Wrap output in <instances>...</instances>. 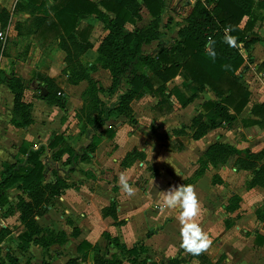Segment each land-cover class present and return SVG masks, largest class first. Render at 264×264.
<instances>
[{"label": "crops", "instance_id": "1", "mask_svg": "<svg viewBox=\"0 0 264 264\" xmlns=\"http://www.w3.org/2000/svg\"><path fill=\"white\" fill-rule=\"evenodd\" d=\"M43 2L44 5L34 6L27 0H0V19L3 11L8 14L4 29H1L0 22V33L6 36L5 43L0 42V45H3V51L0 52L2 81L0 84V180L7 168L15 166L18 170L25 167L29 152L43 147L46 151L43 159L47 170L46 180L52 182L54 177L51 173L55 171L58 178L66 179L68 189L51 203L47 212L38 218L37 222L49 234H64L66 241L63 245L51 246L50 252L33 243L29 244L24 253L20 252L18 238L25 229L18 222V214L6 213L8 210L6 205L0 207V231L7 230L9 235L0 244V261L5 262V255L10 254L17 258L19 264H42L46 262L43 260L45 253L52 254V251L57 250L56 255L47 263L66 264L71 259L79 258L77 248L84 242L92 246L98 245L102 253H107V258L110 256L120 258L117 251L109 246L107 241L109 236L117 239L119 244L127 249L143 244L142 250L147 255L148 261L152 263L167 264L169 260L180 256L185 264H199L197 260L190 258L191 253H186L181 247V226L176 218L179 210H169L161 206L164 192L170 187L193 185L201 207L196 222L212 241L209 248L201 253L214 264H264V219L257 216V224L263 227L261 233H247L255 229L254 224H245L244 219L238 218L236 213L240 205L243 206L245 197L239 193V190H234L231 184L241 175H249L244 183L246 189V183L251 179V173L237 171L234 167L236 158L245 157L243 152L246 150L254 154L264 150V130L250 124L251 121H259L251 115V107L258 104V101L264 97V85L259 80L264 77L263 43L253 45L249 51L241 49L245 64L241 69L240 77L250 87L251 96L243 114L236 116L229 127L222 125L201 140L191 139L187 127L197 114H204L202 105L215 98L209 90L198 93L196 86L190 82L185 72L181 71L167 87L168 89L177 88L186 99L198 97L185 109L174 108L170 113L165 112L164 109L160 112L156 109L158 100L145 90L131 104L134 120L132 127L127 124L129 123L127 119L112 113L110 120L101 129L90 131L78 116L83 106V93L88 88V83L82 81L78 85L69 84V73L66 71L65 63L66 54L58 46V31L46 26V22L41 23V20L45 18L44 12L49 13L48 21L55 22L53 10L59 2L57 0H43ZM165 10L166 8L161 21L163 37L168 34L167 25L163 22ZM107 15L110 19L113 18L111 14ZM148 17L146 25L152 20L149 14ZM187 17L183 18L181 26ZM245 22L246 20L242 25ZM139 23L128 24L127 26L132 27L129 31L146 26L137 27ZM262 25L264 26V22L257 23L254 33L264 40ZM79 28L90 30L88 42L92 48L80 57V62L86 67H92L96 63L99 45L108 32L105 25L94 16L80 20ZM99 29L102 30L101 38L96 40L94 33ZM176 34L177 32L172 39L176 38ZM163 37L157 42L144 46L145 55L155 56L158 47L165 46L162 42ZM260 50L262 52H259ZM8 76L17 77L24 86L22 102L30 106L32 120V124L27 128H16L13 125L14 96L4 82ZM252 76L257 83L251 80ZM90 77L97 87L103 90V93L98 94L101 103L111 107L116 98L107 96V91L112 84L108 71L97 65L96 71ZM46 80L52 81L57 86V95L66 97L65 111L40 99L42 97L39 88H46L48 91ZM142 99H148L151 104L149 106L145 103L144 108L148 111L143 110L139 113L137 104H143ZM261 103L264 101L259 102ZM146 121L150 123V128ZM183 127L186 128L185 134L177 136L175 133L180 132ZM109 132L112 137L109 136ZM55 136H60L64 140L50 152L48 146ZM78 137L85 139V144L74 145L73 141H76ZM166 140L173 142L171 147H167ZM91 143L94 146V152L88 161H78L73 167L64 164L68 158L66 150L71 149L75 154H79ZM215 143L230 145L239 151L238 156L230 158L223 166L209 167L201 177L195 180L200 169L199 161H205V152ZM135 151L143 153L145 160L136 161L129 168L122 167L125 156ZM56 152L63 155L60 161L53 162L52 154ZM48 164L53 167L51 170H48ZM135 165L141 167L150 165L158 172V175L151 177L140 190V195L137 194L135 186V178H137ZM71 168L73 172L69 173ZM178 170L182 171V176L177 180L174 172ZM121 173L128 177V182L134 181L133 196H128L121 190L118 184ZM214 176H218L222 184L213 185ZM49 177H51L50 180ZM201 185L205 187L202 188ZM220 187L225 189L223 197L216 194L219 192L216 188ZM204 191L210 192L204 194ZM260 191L264 189H246L245 195L246 197L254 196ZM18 196H21V193L17 185L7 191V199L12 205ZM233 196L240 198L239 209L234 214H227L225 207ZM111 204L116 207L117 222H123V225H115L112 218L103 217L102 211ZM261 216L264 217V214ZM14 222L18 223L21 230L16 235L11 227ZM220 230L227 235L236 233L242 237L247 236L249 242L242 237H235L236 240L228 237L218 239L214 231L220 232ZM260 238L262 241H259ZM69 244L73 247V252L69 250L71 257L64 250ZM225 244H229V247H225ZM78 264L87 263L79 260ZM88 264H93L92 254L89 256Z\"/></svg>", "mask_w": 264, "mask_h": 264}, {"label": "trees", "instance_id": "2", "mask_svg": "<svg viewBox=\"0 0 264 264\" xmlns=\"http://www.w3.org/2000/svg\"><path fill=\"white\" fill-rule=\"evenodd\" d=\"M27 1L34 6L44 5L43 0ZM57 1L59 5L53 10L55 22L48 21L49 13L44 12L45 18L41 23L46 22L48 24L46 26L58 31V46L66 54L69 84L78 85L82 81L88 83L78 116L90 131L101 129L110 120L112 113L133 124L131 104L145 90L158 100L156 109L160 112L164 109L167 113L172 112L174 108L185 109L198 97L186 99L177 88L167 87L181 71H184L190 82L196 86L198 93L209 90L215 98L202 105L204 114H197L187 127L193 141L201 140L222 125L229 127L235 117L241 116L249 105L251 92L240 77L245 64L241 49L249 51L257 43L264 45V40L254 33L257 23L264 22V0H197L183 26L178 29L176 38L166 46H159L155 56L145 55L143 47L163 37L161 21L165 0ZM142 9L147 11L152 20L143 28H135L130 32L126 26L142 21ZM107 14H111L113 18L110 19ZM92 16L105 25L108 34L99 45L95 65L86 67L81 64L80 57L92 48L88 42L90 30L80 29L79 21ZM7 20L8 14L3 11L0 19L1 29L6 27ZM244 20L246 22L242 25ZM228 37L234 38V46L226 42ZM97 65L109 73L112 84L107 96L116 98L111 107L101 103L98 94L103 93V90L98 88L90 77L96 71ZM46 81L48 91L46 96L40 99L65 111L66 97L57 95V86L50 80ZM4 82L14 96L13 125L22 129L29 127L32 124L30 106L22 102L24 86L21 80L15 76H8ZM250 113L259 119L256 122L251 121L250 124L264 130V103L253 105ZM185 129L183 127L175 134L184 135ZM109 136L112 137L111 132ZM63 140L62 137L55 136L48 150L54 151ZM66 152L68 158L64 164L73 167L78 161H88L94 152V146L92 143L89 144L79 154H75L71 149ZM243 153L245 157H237L234 167L237 171L251 173L246 189H264V150L256 154L248 150ZM45 154L43 147L32 149L25 167L16 170L15 166H10L2 173L0 180V207L8 205L6 213L18 214V222L25 229L18 238L19 250L22 253L27 250L30 243L48 251L51 246L63 245L66 241L64 234H49L37 222V219L47 212L51 203L68 189L66 179L58 178L55 171L51 173L54 180L52 182L46 180L47 170L43 162ZM238 154L239 151L228 144L211 145L204 154L205 161H199L200 169L195 180L209 167L223 166ZM62 155L60 152L53 153L52 161H60ZM144 160L145 155L135 151L127 154L121 165L129 168L136 161ZM72 172L71 168L69 173ZM152 177H156V174ZM212 184H222L221 179L214 176ZM16 185L21 196H18L12 205L7 199V191ZM239 203L240 198L233 196L225 207L226 213L234 214L239 209ZM102 215L112 218L115 225H123V222H117L114 204L105 208ZM259 218L264 219L262 216ZM8 235L7 230L0 231V244ZM107 241L120 258L116 256L107 258V253H102L98 245L92 246L84 242L77 248L79 258L71 259L66 264H78L79 260L85 262L91 254L93 264H156L149 262L148 259L141 260L138 246L127 249L120 245L117 239L109 236ZM259 241H262V238ZM190 258L197 260L199 264H214L203 253L190 254ZM0 264L19 262L14 256L6 254L5 262L0 261ZM167 264H185V261L178 256L169 260Z\"/></svg>", "mask_w": 264, "mask_h": 264}, {"label": "rangeland", "instance_id": "3", "mask_svg": "<svg viewBox=\"0 0 264 264\" xmlns=\"http://www.w3.org/2000/svg\"><path fill=\"white\" fill-rule=\"evenodd\" d=\"M196 1L197 0H165L166 10L164 12V17H163L164 21L163 22H164V24L167 25L166 30L168 32V34L165 35L162 39V42H164L163 44H165V46L168 45V43L172 40V36H175V33L177 32L178 28L182 25L183 18H185L186 16H188L191 13ZM256 1H258V0H256ZM173 16H174V18H173ZM148 20H149V17H148L147 12L142 9V22L137 24V27H141V26L146 25ZM127 29L132 30V27L127 26ZM262 29H264L263 25H262ZM101 31L102 30L99 29L96 33H94L96 40H99L101 38ZM2 51H3V45H0V52H2ZM145 52H147V51H145ZM259 52H262V51L260 50ZM251 80L255 81L254 83H257V80L255 79L254 76L251 77ZM259 80H260V83H262L264 85V77L259 78ZM244 83L246 84L245 81H244ZM142 100H144L143 104H141V103H139V105L137 104V110H139V113L143 112V110L148 111L144 108L145 103H147L149 106L151 104V102L148 101V99H142ZM263 101H264V97L262 99H260V101H258V104H259V102H263ZM127 124H129V126L132 127V123L129 122ZM146 124H148L147 126L150 128V123L148 121H146ZM73 144L76 146L83 145V144H85V139L78 137V139L76 141H73ZM172 144H173V142L166 140L167 147H171ZM147 166L145 165V166L141 167V166L137 165L135 167L137 170V174H136L137 178H135V180H136L135 186L137 187V194L138 195H140V193H141L140 190H142V188L146 185V183L149 181V179L154 174L158 175L157 170H155L150 165H147ZM47 168H48V170H51L53 167L48 164ZM210 174H211V172H210ZM174 176L178 180L182 176V171L178 170V171L174 172ZM248 177H249V175H241V177L237 178L236 181H234L233 183L231 182V184L233 186L232 188L234 190L235 189L239 190L240 191L239 193L245 197V200L243 202V206L240 205V209L236 214H238L239 219H244L245 224H254L255 229H253L251 232H247L248 234L256 233V232L258 234V233L262 232L261 230L263 228L261 226V224H257V216L261 217V215L264 214V211H263L264 210V191H260L259 194H256L254 196L246 197V195H245L246 189H245L244 183H245L246 178H248ZM50 179H51V177H49V180ZM206 181H207V179H206ZM133 182L134 181H129V184L134 185ZM113 183L115 184V180ZM205 185H201V187L203 188V186L205 187ZM216 190H219V192L216 193L217 195L219 194L221 197L225 196V189L220 187V188H216ZM198 192L203 193L202 191H198ZM209 192L210 191L205 192L204 194H209ZM210 194H212V193H210ZM56 213L59 214V212H56ZM236 214L234 216H236ZM11 227H12V231L14 232L15 235L19 234L21 232L20 226H18L17 222H14V225L12 224ZM215 228L216 227H214V229ZM214 232H215V236H217L218 239L228 237L229 239L234 238L236 240V238L242 237L240 235H236V233L227 235V234H224L221 230H220V232L219 231H214ZM240 234H242V232H240ZM242 235L245 236L244 234H242ZM242 238L246 239V241L249 242L247 240L248 239L247 236L242 237ZM224 243H226V242L224 241ZM137 246L139 247L138 249L140 251V259L141 260L147 259V257H146L147 255L143 252L144 250H142L144 248L143 244H137ZM225 247H229V244H225ZM64 250H65V252H67V255L69 257L72 256L71 251L73 252V247H71L70 244L67 245L64 248ZM69 250H71V251H69ZM49 252H50V250H49ZM56 252H58V251L57 250L52 251V254H49V253L46 254L45 253L43 255V260H45L46 262H49L53 258V256L56 255ZM186 253H188V252L186 251ZM88 262H89V258H87V260H86L87 264H88ZM54 264H58V263H54Z\"/></svg>", "mask_w": 264, "mask_h": 264}, {"label": "clouds", "instance_id": "4", "mask_svg": "<svg viewBox=\"0 0 264 264\" xmlns=\"http://www.w3.org/2000/svg\"><path fill=\"white\" fill-rule=\"evenodd\" d=\"M226 42L235 45L234 38L228 37ZM118 184L128 196L135 194L134 188L128 182V177L121 173ZM162 208L179 210L176 217L180 224L181 247L193 255L206 251L212 241L205 233L196 218L200 215L201 207L193 185L172 186L164 192Z\"/></svg>", "mask_w": 264, "mask_h": 264}, {"label": "water", "instance_id": "5", "mask_svg": "<svg viewBox=\"0 0 264 264\" xmlns=\"http://www.w3.org/2000/svg\"><path fill=\"white\" fill-rule=\"evenodd\" d=\"M41 97L44 98L47 94L46 88H39Z\"/></svg>", "mask_w": 264, "mask_h": 264}, {"label": "built area", "instance_id": "6", "mask_svg": "<svg viewBox=\"0 0 264 264\" xmlns=\"http://www.w3.org/2000/svg\"><path fill=\"white\" fill-rule=\"evenodd\" d=\"M5 40H6V36H5V34L0 33V42H1V43H5Z\"/></svg>", "mask_w": 264, "mask_h": 264}]
</instances>
